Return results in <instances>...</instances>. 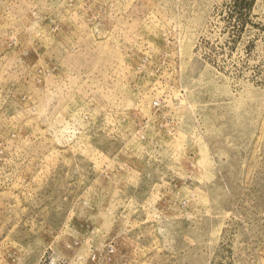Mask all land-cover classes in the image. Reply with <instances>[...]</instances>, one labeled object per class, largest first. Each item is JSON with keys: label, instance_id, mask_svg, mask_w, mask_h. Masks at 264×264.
<instances>
[{"label": "rangeland", "instance_id": "1", "mask_svg": "<svg viewBox=\"0 0 264 264\" xmlns=\"http://www.w3.org/2000/svg\"><path fill=\"white\" fill-rule=\"evenodd\" d=\"M0 264H264V0H0Z\"/></svg>", "mask_w": 264, "mask_h": 264}]
</instances>
